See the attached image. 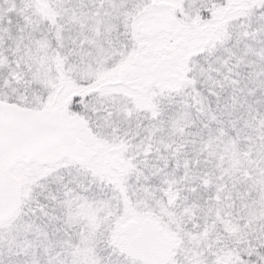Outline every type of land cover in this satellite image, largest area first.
Masks as SVG:
<instances>
[{
  "label": "snow or ice",
  "instance_id": "snow-or-ice-1",
  "mask_svg": "<svg viewBox=\"0 0 264 264\" xmlns=\"http://www.w3.org/2000/svg\"><path fill=\"white\" fill-rule=\"evenodd\" d=\"M0 264H264V0H0Z\"/></svg>",
  "mask_w": 264,
  "mask_h": 264
}]
</instances>
